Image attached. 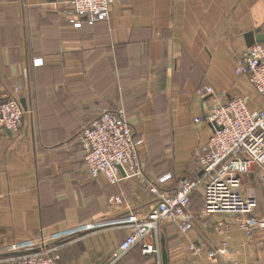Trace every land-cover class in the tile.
<instances>
[{
    "label": "crops",
    "instance_id": "0c3cea01",
    "mask_svg": "<svg viewBox=\"0 0 264 264\" xmlns=\"http://www.w3.org/2000/svg\"><path fill=\"white\" fill-rule=\"evenodd\" d=\"M71 1L0 0V98L16 97L24 111L16 133L0 132V257L44 238L57 264H161L138 245L110 260L130 218L147 216L155 198L135 180L91 178L78 134L101 110L122 109L143 140L147 179L167 192L196 179L194 153L211 134L194 121L210 100L196 90L264 108L234 72L244 34H264V0H114L106 21L80 18ZM154 128L170 138L150 136ZM242 188L255 201L240 216L256 222L249 231L236 214H204L194 191L189 227L162 224L145 241L160 248L163 236L167 264H264V168L253 166Z\"/></svg>",
    "mask_w": 264,
    "mask_h": 264
},
{
    "label": "built area",
    "instance_id": "2783aa9c",
    "mask_svg": "<svg viewBox=\"0 0 264 264\" xmlns=\"http://www.w3.org/2000/svg\"><path fill=\"white\" fill-rule=\"evenodd\" d=\"M113 2L72 0L71 9L80 18L105 21L109 18ZM33 62L41 64L37 58ZM234 72L237 76L245 75L264 100V42L245 47ZM196 96L202 101L210 98L203 107L202 117H196L194 121L209 124L211 134L194 153L200 175L196 179H183L171 192L160 191L155 181L146 178L137 150L142 140L134 137L132 126L122 109H103L81 128L78 136L83 149V162L91 178L102 176L108 184L135 180L145 184L155 198V207L147 216L138 219L133 215L130 218V231L111 254V261L121 258L137 245L142 255L160 258L158 241L153 244L145 239L153 234L158 238L157 231L162 224L186 230L189 227L191 196L200 185L204 214H236L239 225L247 231L256 224L251 218L240 217L252 213L255 206L254 198L243 191L242 180L253 166L264 168V108L254 113L249 110L246 99L239 96L219 100L215 90L207 85L199 87ZM23 113L16 97L7 95L0 98V132L16 133ZM226 248L223 244L220 251ZM189 250L194 255L198 248L192 245ZM214 255L215 251L207 252L209 258ZM59 258L56 248L40 238L30 246L2 254L0 264H57Z\"/></svg>",
    "mask_w": 264,
    "mask_h": 264
},
{
    "label": "water",
    "instance_id": "95a60500",
    "mask_svg": "<svg viewBox=\"0 0 264 264\" xmlns=\"http://www.w3.org/2000/svg\"><path fill=\"white\" fill-rule=\"evenodd\" d=\"M244 42H245L246 47H250L255 43H263L264 34L260 33L259 28H257L254 31H249L244 34ZM21 104H22V101H21ZM160 259H161V264H167V254H166V250L164 247V238L162 235L160 237Z\"/></svg>",
    "mask_w": 264,
    "mask_h": 264
},
{
    "label": "rangeland",
    "instance_id": "374dc122",
    "mask_svg": "<svg viewBox=\"0 0 264 264\" xmlns=\"http://www.w3.org/2000/svg\"><path fill=\"white\" fill-rule=\"evenodd\" d=\"M99 21H101V20H99ZM105 21H106V20H105ZM219 100H220V99H219ZM160 130H161V129H159V128H156V129L154 128V129H149V130H147V132H148V134H149L150 136H153V137L155 138V137L159 134ZM162 132L165 133L166 137L170 138V136H171V130H170V129L161 130V133H162ZM164 137H165V136H164ZM156 138H157V137H156ZM142 141H143V140H142ZM144 142H146V140H145ZM150 147H151V151H152L153 145L151 144ZM201 191H202V185H200V186L197 188L196 192L198 193V195L201 196Z\"/></svg>",
    "mask_w": 264,
    "mask_h": 264
}]
</instances>
